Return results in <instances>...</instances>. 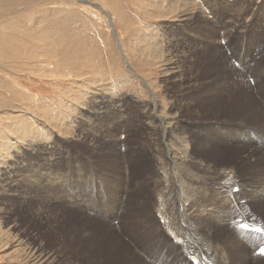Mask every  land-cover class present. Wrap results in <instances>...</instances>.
I'll list each match as a JSON object with an SVG mask.
<instances>
[{"label": "rangeland", "instance_id": "374dc122", "mask_svg": "<svg viewBox=\"0 0 264 264\" xmlns=\"http://www.w3.org/2000/svg\"><path fill=\"white\" fill-rule=\"evenodd\" d=\"M94 3L103 6L105 13ZM172 3L169 8V0H0V264H35L33 258L23 256L27 247H38L43 256L54 253L52 264L105 259L106 247L97 240H102L103 232L117 236L119 230L95 223L109 220L99 211L107 197L103 194L98 204L92 203L101 190L116 207L113 221H122V235L127 237L122 236V241L134 244V258L147 249L150 243L146 241L154 247L170 235L128 234L146 214L154 216L149 221L152 232L162 222L158 223L149 203L152 183L145 181H151L157 152L153 144L162 131L160 125L138 117L143 109L151 108L147 85L161 102V118L166 120L177 110L178 125L189 132L186 147L192 156H208L217 168L230 165L241 173L249 171L231 158L234 150L215 144L204 152L197 138L206 131L203 124L214 121V126L224 128L239 120L264 131L252 126L253 119L247 111L240 112L239 104L231 103L246 93L254 106H262L259 102L264 100V78L250 90L251 78L234 69L244 54L249 56L242 66H250V57L257 68L264 62V0ZM20 52L24 58L18 60ZM224 52H230L232 64ZM168 63H173L174 73L166 75ZM258 72L251 70L253 76ZM205 81L218 83L210 90ZM179 83L182 92H178ZM209 93L212 99H203ZM259 138L264 139V134L259 133ZM224 139L222 143L229 147L249 145L244 140ZM166 184H172L170 179ZM120 189L125 191L121 197ZM260 198L249 203V211L264 224V197ZM193 203H187V208L196 207L199 200ZM94 207L93 214L88 209ZM137 207L141 214L135 213ZM74 213L89 222L70 215ZM170 223L178 232L188 228ZM79 225L91 234L95 245L86 243L89 238L80 239ZM260 232L254 231L249 238L256 253L264 245ZM249 244L241 242V246ZM247 252L253 255L252 249ZM248 254L235 264L251 262ZM257 261L264 264V257L253 264Z\"/></svg>", "mask_w": 264, "mask_h": 264}, {"label": "bare ground", "instance_id": "6f19581e", "mask_svg": "<svg viewBox=\"0 0 264 264\" xmlns=\"http://www.w3.org/2000/svg\"><path fill=\"white\" fill-rule=\"evenodd\" d=\"M173 1L174 0H169V5H168L169 8L172 7ZM94 4L97 5L98 8L95 6L97 10L105 13L104 12L105 10L102 8L103 6L100 7L98 4L96 3ZM204 20L205 19L203 18V21ZM113 30H114V27H113ZM51 33L53 32L51 31ZM22 34L27 35L24 32H22ZM9 45H11V43ZM120 49L122 51L121 47ZM224 54L229 59L230 64H232L233 57L230 56V52H224ZM245 56H249V55L247 54L241 55L240 60L236 62L237 66L234 67V69L236 71L241 70V72H243L242 74L248 75L247 76L248 79L251 78V80H249L251 81V84L250 82L248 84L251 90L256 86V84L260 83V80L262 78H264V62L263 64H261V67L259 66L260 68L259 67L257 68L256 64H253L252 58L250 57L248 61V63L250 62L249 64L250 66H248L247 64L246 66H242L243 65L242 60L245 58ZM15 58L18 60L24 58L23 52H20L18 56ZM220 63L222 64V62ZM167 66L168 68L166 67L167 68L166 75L169 72L170 74H173L174 70L171 67L173 66V63L172 65L168 63ZM252 69H254L255 71L259 69V72L255 76H253L251 73ZM220 71L222 72V70ZM224 76H223V79H225ZM216 78L214 79L212 78V80H215ZM229 79L231 81L232 78H229ZM174 81H177V79ZM226 81H224V83H227ZM180 83L177 85V88L179 90L178 92H182V89L180 87L182 85H180ZM217 83H218L217 81H214L212 84H210L209 82H206L204 84L205 85L210 84L208 87L210 88V90H212L213 85L214 84L217 85ZM224 85L228 86L227 84H224ZM147 89L149 90V93L151 92L150 94L152 95L151 108L149 109L148 107L146 109H143L139 113L140 116L138 117H140L141 119L144 118V120H149L152 124L160 125L162 131L160 132V138L156 140L157 144H153L154 146H157L156 148L155 147L153 148L155 151L157 150V152H156V155H154L156 159H155L154 165H152L154 167V170H153L154 172L151 174L152 175L151 181L149 182L148 180H145V181L147 183H152V185L150 186L151 190H148V191L154 193L153 199H151L149 203H151L152 208H154V211H153L154 215L158 219L157 220L155 218V220H157L158 223L161 220L162 222H160L159 225L156 227V229L152 232L150 229V224H149V221H154V219H150L151 218L150 216H152V214L150 213L146 215L144 214L145 215L144 220H141L138 218L139 220L137 219L138 220L137 226L136 224H134L135 228L132 230H129L128 234L135 235L134 232H137L136 234H138L139 232H143V234H149V236H152V237L155 234H157L158 236L160 235L163 236L164 234L166 235L170 234V235L169 236L167 235L166 239H162V242L160 241L158 244L155 243L156 245H154V247H151L150 245L151 242L145 240L148 244L150 243L148 246H146L147 249L145 248L146 250H144L143 252L141 251L142 252L141 257L135 256L134 258L132 253H135V252L133 251L134 249L131 248L133 247L132 245L134 244L131 243V246H127L126 243L122 241L123 239L122 236L124 238H127L125 237V235H122V233H124V230L122 229L123 226L121 225L122 221L119 223H117V221L116 222L113 221L116 215V212H115L116 207H114L113 205L109 203L108 201L109 196L107 195L106 192L101 190V194L98 196H95L94 199L92 200V203L98 204L99 197L100 196L103 197V194H104L108 200L105 199V197L103 198L102 201L100 200L101 204L103 205V209L101 210L99 209V211H100V214H107L109 220L107 221L95 220L96 222L95 221L93 222L95 223L99 222L98 224L100 223L106 224L108 230L113 229L115 227L119 230V234H117V236L116 235L111 236L101 230L103 232L101 234L102 242L97 240V243L101 246L106 247V249L104 248L105 250L103 249L104 251L101 250V252L103 251L102 253L105 252L107 255L105 259L95 260V258L91 257L90 262H87L84 260V262L82 263L81 259H76L74 262H71V263L73 264H84V263L85 264H102V263L105 264V262H107L108 264H184L185 262L186 263L192 262L193 264H235L236 262H240L241 258L245 257L244 254H248L247 251L249 249H252V252H253V246L249 244L250 235L256 230H261L260 235L262 234L264 236V224L254 219V217L251 215V212L249 211V208H250L249 203L253 204V203L259 202V198L264 197V178H263L264 176V152H262L258 147L261 145L262 148L264 149V139L259 138V133L264 134V131H258L254 128L249 127L250 123L244 126L243 125L244 121H239V120L236 121V123L234 122V123L228 124L227 127H224V128H222L221 125L214 126L217 124L215 123V121L203 124V130L205 128L206 131L199 134L200 135L199 138L197 137L196 138L199 139V142L198 141L197 142L200 143L204 152H207L206 150H208L215 144H217V146L221 144L223 147H226V149H231L232 151L234 150V152L232 153L234 154V156H232L231 158L235 159L240 164H244L245 167L249 168V171L241 173L238 171L237 167L230 166V165H223L222 167L217 168L214 165H212L211 162L208 161L209 159L208 156L205 157L204 155L203 156L200 155L201 157H197L196 155V157H194V155L193 156L191 155L190 153L191 149L189 150V147L188 148L186 147L187 143L190 142L189 140L190 137H187V134H186V133L189 134V132H186L187 129L185 130L183 126L178 125L179 115L177 114L178 112H176L177 110L176 111L172 110V112H170L171 114L169 118H167L166 120L161 118L160 117V108L162 107L161 102L156 95L152 94V91L148 85H147ZM244 95L245 97L240 96L238 97V99H235L237 101L233 100L234 98L233 99L231 98L232 105L233 103L236 106L239 104L240 109H241L240 112L242 111L248 112V115L251 117V119H253L252 123H255V125L252 124V126H255L258 128H264V107H263L264 100L259 102L260 100L258 101L256 99V101H258L262 106H254L252 104V100H253L251 98L252 96L247 93ZM221 96H222V93H221ZM207 98L209 100L212 99L210 96V93L203 95V99L206 100ZM222 98L224 97L222 96ZM211 134H219V135L213 136ZM251 137H252V140H250ZM224 138H226L228 141H234V142H240V141L243 142L244 140L248 142L249 145L245 143H241L242 145H236V146L229 147L227 144L222 143L225 140ZM193 139L194 138H192L191 140ZM216 139H219L221 142L216 141ZM253 141L256 142L257 144H254ZM168 167H169V170H167ZM169 179H170V183H172L173 185L166 184L167 181H169ZM157 183L158 185L156 186ZM124 190L122 189L118 190V192H120V197L122 194H124L125 192ZM126 192L128 193V189L126 190ZM116 193L117 192L114 193L113 195L114 197ZM243 194L245 196H243ZM230 195H232L234 198H232ZM195 200L197 201L199 200V203L197 204V206L193 208H187L186 204L193 203ZM205 202H208V203L205 204ZM114 203L118 205L116 201ZM230 203H232L233 205L230 206ZM124 204L125 203H123V205ZM75 205H79V203H76ZM128 207H127V210H128ZM138 209L139 207H137V212L135 213L141 214L140 209L139 211ZM82 210H86L84 211V213L85 212L86 214L88 213V216L91 215L89 214L87 209H82ZM88 210H92V213L94 214L97 211V207H94ZM70 215H76L77 219H79L80 217L84 218L83 214H82L83 216L77 215L75 213L70 214ZM152 217L154 218V216ZM169 220L171 223H173L174 227L177 226L178 228H180V227H184L185 225L188 228L186 229V231L178 232L176 228L172 229L169 227ZM88 222L89 220H87L84 223H88ZM96 226L97 225H95V227ZM79 227H80V231H79L80 239L86 240L87 238H89L88 240H86V243L95 245L96 241L92 240L91 234H87L85 230L83 229L82 225H79ZM97 229L100 230V227L98 226L96 230ZM230 232L234 233L235 235H233L232 233L229 234ZM214 233L220 234L221 237L215 238L216 234ZM114 234H115V231H114ZM111 239H114V242H112L113 240ZM155 240L156 239H154V241ZM111 242L113 244H111ZM241 242H243L244 244L247 243L249 244V246L242 245L244 247L243 248L241 246ZM236 247H237V250H240L239 253L236 252L235 250ZM260 247H264V245H260L258 247V250ZM38 250H39L38 247L37 248L27 247V249L22 250V253L25 259L33 258V262L35 264H52L53 263L52 256L54 255V253H49L43 256L42 254L38 253ZM136 250L138 249L136 248ZM262 251H264V248H262ZM248 257L249 259L252 260L248 264H253V261H255V259L257 260L258 258L259 260L260 257L262 258L264 256L259 255V253L253 252V255L248 254ZM256 263L261 264L258 261Z\"/></svg>", "mask_w": 264, "mask_h": 264}, {"label": "water", "instance_id": "95a60500", "mask_svg": "<svg viewBox=\"0 0 264 264\" xmlns=\"http://www.w3.org/2000/svg\"><path fill=\"white\" fill-rule=\"evenodd\" d=\"M112 32H113V35H112V36H113V38H114V40H115V42H116V44H117V47H119V46H118L119 44H118V42H117V40H116V38H115V35H114V31H112Z\"/></svg>", "mask_w": 264, "mask_h": 264}]
</instances>
